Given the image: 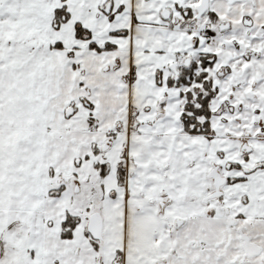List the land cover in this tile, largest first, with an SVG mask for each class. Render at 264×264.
<instances>
[{
    "label": "snow or ice",
    "instance_id": "obj_1",
    "mask_svg": "<svg viewBox=\"0 0 264 264\" xmlns=\"http://www.w3.org/2000/svg\"><path fill=\"white\" fill-rule=\"evenodd\" d=\"M0 264H264V0H0Z\"/></svg>",
    "mask_w": 264,
    "mask_h": 264
}]
</instances>
